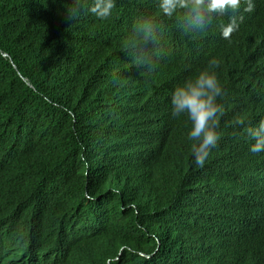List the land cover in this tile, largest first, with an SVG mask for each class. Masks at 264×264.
I'll list each match as a JSON object with an SVG mask.
<instances>
[{"label": "clouds", "instance_id": "1", "mask_svg": "<svg viewBox=\"0 0 264 264\" xmlns=\"http://www.w3.org/2000/svg\"><path fill=\"white\" fill-rule=\"evenodd\" d=\"M263 2L65 4L63 15L72 22L85 15L107 20L116 5L111 18L118 13L119 22L112 34V58H102L103 65L90 72L92 129L77 136L81 140L69 152L64 148L69 133L60 135L64 124L55 117L30 125L10 113V104L0 107V264H220L225 208L236 178L246 181L247 153L244 149L245 154H237L227 146L224 132L233 119L219 120L224 106L227 110L226 102L219 100L225 90L228 93L217 74L219 60L209 58L190 78L174 84L173 59L192 51L199 36L231 40ZM18 76L27 93L58 108L59 103L39 92L33 78L20 72ZM180 119L186 120V130ZM242 119L237 118L235 125ZM251 121L245 129L252 141L249 160L264 157V107ZM133 123L136 131L129 129ZM140 137L148 152H156L152 159L172 170V180H162L158 174L163 169L138 156ZM222 145L227 158L233 155L227 176L216 167L215 155ZM113 196L119 207L110 200ZM95 206L99 211L90 212ZM106 206L119 215L101 213ZM219 207L221 215L215 211ZM84 226L90 232L83 238ZM111 229L110 238H104L103 231ZM137 239L145 243L137 244ZM112 243L118 248H111Z\"/></svg>", "mask_w": 264, "mask_h": 264}, {"label": "trees", "instance_id": "2", "mask_svg": "<svg viewBox=\"0 0 264 264\" xmlns=\"http://www.w3.org/2000/svg\"><path fill=\"white\" fill-rule=\"evenodd\" d=\"M67 3L70 0H46V3L42 0H0V107L10 104V113L15 117L19 113L27 119L40 121L37 123L55 117L64 124L59 130L60 135L69 133L70 139L67 137L64 147L69 152L72 144L81 140L77 136L92 129L94 120L88 107L92 100L93 83L90 72L103 65L102 58H112L111 46L115 41L112 34L119 17L116 13L111 18L115 5L113 14L107 20L99 21L85 15L72 22L63 15ZM229 18H234V14H230ZM212 23L216 26L218 22ZM254 25L264 27V2L253 17L242 24L236 37L223 41L210 35L200 40L199 36L192 51L180 52L176 58L173 57L174 84L190 78L206 65L209 58L219 60L217 74L228 86V93L225 90V97L222 96L219 102L224 100L227 112L231 114L235 113L233 107L236 102L246 108L245 113L236 118L227 117L233 119V124L242 116L241 121L245 124L241 123L240 128L251 127V118L262 113L264 107V53L253 65L255 58L246 60L248 46L236 41L246 38ZM2 52L8 53L9 57H4ZM18 72L33 78L39 92L59 103L58 108L43 97L27 93ZM184 75L187 77L183 78ZM232 124L224 132L225 136ZM180 125L183 130L187 129L185 119H180ZM251 142L247 136L240 146L234 148L235 153L241 152L242 155L246 149L248 171L245 182L239 176L236 178L235 191L225 208L230 217L225 216L222 235H219L220 264H264V157L249 160ZM78 167L82 173L84 168L80 162ZM138 182L137 188H141ZM160 196L163 198L161 193ZM110 200L120 206L117 196ZM83 201L89 202L87 199ZM132 202L136 203L135 200ZM232 223L235 225L232 226ZM144 243L137 239V244Z\"/></svg>", "mask_w": 264, "mask_h": 264}, {"label": "water", "instance_id": "3", "mask_svg": "<svg viewBox=\"0 0 264 264\" xmlns=\"http://www.w3.org/2000/svg\"><path fill=\"white\" fill-rule=\"evenodd\" d=\"M250 29H251V32L249 34H247L246 38L239 39L236 41H238L240 43H244L248 46V52L249 53H248V58H246V60L248 61L249 59L255 58L254 62H253V65H254V64H256V62L260 59V57L264 53V27L254 25ZM232 35H234L236 37L237 33H233ZM233 41H235V40H233ZM203 54H205V52H203ZM4 55L6 56V54H4ZM245 66L248 67L247 62L245 63ZM186 77L187 76H185V75L183 76V78H186ZM1 88L5 89L4 87H1ZM29 103H30V101L28 102V104ZM27 107L34 109L31 105H27ZM233 109L235 110V113L231 114V113L227 112V110L225 109V106H224V111H223L222 115L220 116L219 120H221L223 118H227V117H235L236 118L239 115H241L242 113H245L246 108L243 105H241L239 102H236ZM35 110H37V109H35ZM16 119L24 121V122H28L30 124L40 122V121H34V120L27 119V118L21 116L19 113H17ZM242 124H245V121H243ZM232 125L233 126L230 128V130L228 132L226 143H227V146L229 148L234 149L235 147L240 146L244 142V140L247 138V135L245 132L246 128H240V126L235 125L234 122ZM129 129L136 131L138 129V125L136 123H133L132 126H129ZM137 144H138V140H137ZM225 148H226V146H224V145L220 146L219 151L215 155L216 167H221L223 169L222 176L228 175V172L230 171V161L228 160V158H229V156H233V155H228V158H227L226 153H225ZM11 150H13V149L11 148ZM137 154L143 160H146L149 158L148 159L149 160L148 161L149 166L158 165L163 169V171L158 174V176L162 180H167V179L172 180L173 179L172 170L169 169L164 164L160 163V159H155V158L152 159V155L156 154V152L153 151L152 149L148 152L145 144H143V146H142V151L141 152L137 151ZM260 187L262 188V185H260ZM263 197H264V195H263ZM211 204L213 206H215L216 201H212ZM125 208L126 207H124L123 209H125ZM115 212H118V211H115ZM216 212H217V214L221 215L220 207L217 208ZM121 217L124 220V215H121ZM125 222L128 223V221H125ZM92 226H94V225H92ZM88 227L89 226H84L83 229L81 230V234H82L83 238L86 236V234L88 232H90ZM136 228H138V227L136 226ZM103 232L106 234V236L104 238H110V235L113 233V230L112 229H111V231L104 230ZM79 240H80V238H79ZM110 247L117 249L118 245L112 243V245ZM118 251L119 250H117V252Z\"/></svg>", "mask_w": 264, "mask_h": 264}, {"label": "bare ground", "instance_id": "4", "mask_svg": "<svg viewBox=\"0 0 264 264\" xmlns=\"http://www.w3.org/2000/svg\"><path fill=\"white\" fill-rule=\"evenodd\" d=\"M162 16H160V18H159V20H162L163 18H161ZM161 23V22H160ZM168 108H169V106H168ZM161 124V123H160ZM12 130V129H11ZM6 134H9V132H7L6 131ZM12 139V138H11ZM142 144H143V139H141V137H140V139H139V152H141L142 151ZM9 152L11 153V149H9ZM133 159V151H132V155H131V158H130V160H132ZM115 164V161L113 162V165ZM77 171V170H76ZM114 174V172L112 171V175ZM261 181V180H260ZM226 204H223V206H225ZM99 207L98 206H95L94 208H91L90 209V212L92 211L93 213H97V212H95V211H99V209H98ZM109 209H108V207L106 206L105 207V210L104 211H101V213H107L109 216H117V215H119V213L118 212H112V211H108ZM215 211H217V210H215ZM261 215V214H260ZM226 217H230L229 215H225ZM235 224H233L232 223V226H234ZM229 230V229H228ZM219 235H222V232H221V234H219ZM243 236H244V234L242 235V237L241 238H243ZM178 244H180V240L178 241V243H176V248L178 249V247H179V245ZM188 249L186 248L185 249V251H187ZM58 254H64V252H60V253H58ZM179 257V254H177V257L176 258H178Z\"/></svg>", "mask_w": 264, "mask_h": 264}, {"label": "rangeland", "instance_id": "5", "mask_svg": "<svg viewBox=\"0 0 264 264\" xmlns=\"http://www.w3.org/2000/svg\"><path fill=\"white\" fill-rule=\"evenodd\" d=\"M162 110V109H161Z\"/></svg>", "mask_w": 264, "mask_h": 264}]
</instances>
